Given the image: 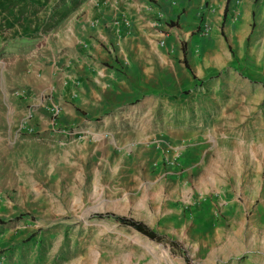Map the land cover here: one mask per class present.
<instances>
[{"label":"rangeland","instance_id":"rangeland-1","mask_svg":"<svg viewBox=\"0 0 264 264\" xmlns=\"http://www.w3.org/2000/svg\"><path fill=\"white\" fill-rule=\"evenodd\" d=\"M83 1L0 0V264H210L207 262L215 257L217 264H264V217H256L258 211H264V7L256 5L261 0H254L249 20L243 22L239 17V45L234 35L229 43V51L233 56L239 52V59L222 75L188 84L178 71L176 99L169 105L174 110L165 113L164 120L158 116L156 121L154 116L147 123L149 129L143 132L150 138L140 156L137 150L127 151L126 146H139L134 143L139 132L133 129L135 123H125L124 129L107 128L97 137L105 149L100 153L102 159L114 161L116 170L110 164L111 168L101 166L98 172L90 168L74 172L65 166L64 158L72 154L69 148L76 146L75 140L90 135L77 133L60 144L62 133L48 125L52 118L49 103H55L53 92L40 77L46 65L53 71L59 68L61 30L68 19L84 16ZM228 4L229 0L219 28L221 35L228 26ZM178 23L165 24L169 31L164 39L172 35L178 48L185 49L186 65L187 45L193 36H199V23L188 26V36L179 31ZM33 72L40 87L28 85L26 77ZM220 80L239 87V178L243 190L239 195L214 198L213 208L218 213L239 210V243L224 240L205 257L197 244L172 232L157 218L156 206L168 194L162 189L171 180L189 176L198 180L195 172L182 170L187 165H182L187 152L182 145L191 141V134H202L212 123L210 114L219 107L211 108L204 88ZM29 116V128H22ZM60 117L65 121L63 111ZM63 124L87 131L74 120ZM52 130L55 133L50 136ZM157 144L160 148L181 147L173 168L165 167ZM111 147L114 152L109 153ZM229 164L237 166V162ZM254 180H260V185L255 186ZM162 183H167L164 188ZM165 204L183 222L204 208L197 192L185 200L171 197ZM113 216L149 218L150 228L164 241L150 240L120 225ZM255 224H260L259 249H252L251 228ZM172 241L177 248L168 244Z\"/></svg>","mask_w":264,"mask_h":264},{"label":"crops","instance_id":"crops-1","mask_svg":"<svg viewBox=\"0 0 264 264\" xmlns=\"http://www.w3.org/2000/svg\"><path fill=\"white\" fill-rule=\"evenodd\" d=\"M226 2L227 0L83 1L81 8L85 10L84 16L68 19L65 21V28L61 30L63 41L60 49L63 52L58 59L59 68L53 71L46 65L45 73L40 77L44 80L46 89L53 92V102L63 107L65 121L60 117L58 124H55L56 129L58 127L67 131L74 128L71 124H63L74 120L84 125L87 130L82 128L85 135H90L75 140L78 141L76 146L69 148L72 154L69 152L64 158L68 169L76 172L78 169L83 171L90 168L98 172L101 166L111 168L115 163L102 159L100 153L103 155L105 149L101 147L97 137L107 128L124 129L125 123L127 126L128 123H135L133 129L142 133H135L139 139L134 143L139 146H126L128 152L137 150L140 156L141 150L148 147L150 138L146 133L149 129L147 123L154 116L156 121L158 116L164 120L165 113L174 110L169 105L176 99L179 70L187 78V83L193 84L195 79L222 75L229 65L236 63L239 52L233 56L229 51V43L234 35L237 36L235 39L239 45V17L235 22L227 19L228 26L224 35L219 31L224 20ZM256 5L264 7V0L256 2ZM208 7L213 9L212 12L207 11ZM253 7L254 0H242L241 21L249 20V10ZM202 14L212 27L211 35L206 39L199 36H195V39L193 36L191 43L187 45L188 60L186 59L185 65L183 51L170 35L172 32H169L170 37L164 39V34L169 31L167 27L164 29L165 24L178 21L181 27L179 31L188 36V26L199 23ZM160 41L164 42L162 46ZM35 76L33 72L26 77L28 85H37ZM232 86L220 80L216 85L204 88L211 108H219L210 114L212 123L206 130L202 134H191V141L182 145V150L188 152L183 157L182 165H187L182 170L184 173L190 170L191 173L195 172L198 180L190 176L171 180L170 185L162 189L170 195L165 194L162 202L156 206L157 218L164 221V225L172 232L180 234L189 243L197 244L198 249L204 251L205 257L224 240L234 242L235 245L239 243V210L225 209L218 213L213 208L214 198L239 195L243 190V179L239 178V87ZM165 109L168 111L165 112ZM48 125L55 129L51 121ZM52 131L50 136L55 133ZM64 131H60L64 137L60 144H65L72 135ZM227 145L231 149H227ZM113 150L114 147H111L109 153L114 152ZM231 161L237 162V166L230 165ZM112 167L117 169L115 165ZM259 182L260 180H254V185H260ZM166 184L162 183V188ZM196 192L202 198L204 208L202 211H194L190 221L183 222L165 204L171 197L185 200L188 195ZM256 217L263 218L264 211H258ZM136 221L150 228L149 218H138ZM251 229L252 249H259L260 224L253 225ZM234 247L238 249L237 246ZM218 260L215 257L207 263L217 264Z\"/></svg>","mask_w":264,"mask_h":264},{"label":"built area","instance_id":"built-area-1","mask_svg":"<svg viewBox=\"0 0 264 264\" xmlns=\"http://www.w3.org/2000/svg\"><path fill=\"white\" fill-rule=\"evenodd\" d=\"M241 2L242 0H229L227 9L229 10L228 19L230 21L235 22L237 21L238 17H240ZM212 10L213 9L211 7H208L207 11L212 12ZM203 17L204 15L202 14V16L199 19V25H198L199 26V37H202V36L206 37L210 34L209 23H207ZM159 44L162 46L164 42L160 41ZM48 111L50 113V116L52 117L50 121L53 124L54 128L56 129L55 124H58V120L63 111V107L58 103H51L50 107L48 108ZM29 121H30V116L27 117V119L22 122V128H29ZM56 130L64 131L65 129H60L57 127ZM64 132H69L72 135H75L77 133L78 134L84 133L83 129H76L75 127L71 129H67V131H64ZM156 148L160 149V153L162 155V159H163V163L165 167L173 168L177 164L178 152L180 151L181 147L176 146V145H167V146L160 148L159 144H157Z\"/></svg>","mask_w":264,"mask_h":264},{"label":"trees","instance_id":"trees-1","mask_svg":"<svg viewBox=\"0 0 264 264\" xmlns=\"http://www.w3.org/2000/svg\"><path fill=\"white\" fill-rule=\"evenodd\" d=\"M226 17V16H225ZM224 17V20H225ZM185 49H183L184 52ZM99 218H103L104 215H98ZM113 218L122 226L130 227L136 232L140 233L141 235L147 237L150 240H153L155 242L161 243L164 241V238L160 236L159 234L155 233L153 230L148 228L145 224L142 222L136 221L133 218L124 217V216H113ZM0 223L2 221L0 220ZM172 248H177L178 245L175 242H169L168 243Z\"/></svg>","mask_w":264,"mask_h":264}]
</instances>
